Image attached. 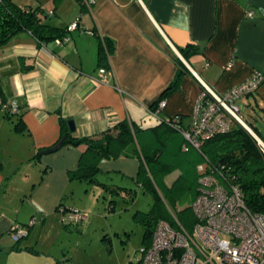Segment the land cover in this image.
Returning <instances> with one entry per match:
<instances>
[{
    "label": "crops",
    "instance_id": "1",
    "mask_svg": "<svg viewBox=\"0 0 264 264\" xmlns=\"http://www.w3.org/2000/svg\"><path fill=\"white\" fill-rule=\"evenodd\" d=\"M12 1L53 13L52 26L78 24L62 45L39 44L21 32L0 49L2 101L17 105L12 118L0 111V264H60L33 261L31 254L39 253L29 239L31 219L40 217L45 226V216L62 203L71 186L68 173L83 151L69 145L41 154L60 139V119L74 123V137H98L122 120L148 128L178 115L188 127L202 88L222 95L264 71V0H92L89 6L83 0ZM100 38L112 43L103 67ZM188 44L200 53L185 60L179 49ZM174 58L188 74L160 100L166 105L154 117V103L176 75ZM250 96L264 100V84ZM19 119L22 133L14 130ZM147 119L156 123L145 125ZM138 167L135 158L102 161L98 175L135 182ZM13 226L27 231L16 246Z\"/></svg>",
    "mask_w": 264,
    "mask_h": 264
},
{
    "label": "trees",
    "instance_id": "2",
    "mask_svg": "<svg viewBox=\"0 0 264 264\" xmlns=\"http://www.w3.org/2000/svg\"><path fill=\"white\" fill-rule=\"evenodd\" d=\"M51 16L49 13H45L40 5L35 8H21L16 6L12 0H0V49L5 47L13 36L21 32L31 34L39 44L53 41H60L61 45L66 43L69 40V27L61 29L52 26L49 23ZM76 29H78V24ZM111 49V41L108 38H100L98 66L107 65ZM179 53L187 60L189 56L197 55L200 51L197 46L188 44L185 48L179 49ZM174 62L177 67L174 80L156 100L155 106L164 96L178 90L182 77L188 74L187 69L178 58H174ZM263 84L264 80L250 95H254ZM203 91L204 88L200 95ZM16 114L17 111L15 114L5 113V116L12 118ZM175 117L179 119L176 121ZM180 119L179 115L159 119L158 124L148 128H139L131 121L122 120L98 137H74L69 131L68 121L62 119L59 121L61 136L55 145L62 141L61 146H83L77 168L68 173L70 182L99 185L111 194L124 191L126 196L132 199L134 191L118 187L111 189L110 186L98 182L99 164L102 161H114L119 158H135L139 162L135 183L141 189H147L153 196V205L149 212H136L133 217L144 227L143 247L150 245L156 224L160 220H164L172 226H175V221H177L186 231H189L195 224L191 205L177 212L181 217L180 220L179 216L169 214L157 193L163 191L165 197H169L175 204V201L186 189L185 183L188 184L185 174L189 166L194 170L198 166H204L206 169L211 168V170L222 168V172L230 176L240 189L246 207L253 213L264 214V149L248 130L233 121L229 131L216 134L199 148H194L183 137V133L188 130L191 122L188 127H185L181 124ZM246 126L264 145V137L259 135L257 129L248 124ZM14 130L17 133L24 132V124L20 119L16 122ZM37 158L38 155L34 156L33 161L36 162ZM202 160H204V164H202ZM42 172L44 173V170ZM175 172L177 173L176 177L171 180L170 184L166 183V179ZM198 178L199 173L196 182L194 181L192 185L196 183L198 187ZM61 207L62 204L58 205L55 211H61L63 215L75 211L67 207H62L63 209L60 210ZM67 223L77 227L80 222ZM9 232L14 233L11 229ZM24 236L13 241L14 246ZM106 240L103 238V241ZM15 248L17 249V247Z\"/></svg>",
    "mask_w": 264,
    "mask_h": 264
},
{
    "label": "built area",
    "instance_id": "3",
    "mask_svg": "<svg viewBox=\"0 0 264 264\" xmlns=\"http://www.w3.org/2000/svg\"><path fill=\"white\" fill-rule=\"evenodd\" d=\"M92 0H83L89 6ZM51 16L52 13L50 12ZM253 14L249 13L248 18ZM76 23L68 30H75ZM64 41H67L64 39ZM61 45L60 41H56ZM264 80V71H256L243 83L223 95L204 88L199 96L191 124L183 133L194 148L216 134L229 131L233 121L239 123L264 149L262 142L245 125L239 115L237 102L252 94ZM166 102L160 101L151 115L157 117ZM0 111L15 114L16 104L4 103L0 93ZM176 121L178 117L174 118ZM198 194L191 204L195 224L186 231L177 221L175 226L157 222L151 243L142 247L136 264H264V214L251 212L245 205L240 189L222 168H197ZM66 221L78 223L83 217L72 211L65 214ZM12 238L24 236L17 226Z\"/></svg>",
    "mask_w": 264,
    "mask_h": 264
},
{
    "label": "rangeland",
    "instance_id": "4",
    "mask_svg": "<svg viewBox=\"0 0 264 264\" xmlns=\"http://www.w3.org/2000/svg\"><path fill=\"white\" fill-rule=\"evenodd\" d=\"M237 105L243 121L256 128L259 135L264 137V100L261 96H256L255 99L252 96L241 98ZM189 121L191 119L188 123ZM155 123L156 121L147 119L145 125ZM38 169L33 168L34 176H38ZM176 175V172L170 175L166 183L170 184ZM197 176V169L194 170L189 166L185 174L188 184L185 183L186 189L175 204L169 197H165L163 191L157 192L170 215L175 214L181 220L177 212L190 206L192 199L197 196L198 187L196 183L192 185ZM97 180L110 186L111 189L118 187L132 190L133 198L127 197L124 191L111 194L99 185L71 181V186L62 198L61 204L62 207L70 206L69 208L78 212L83 220L77 227L71 226L61 211L54 210L52 215L45 216L47 220L44 226L43 219L36 217L34 212L36 218L29 222V239L34 250L39 254H31L33 261H59L60 264L136 263L144 246V227L133 217L136 212H149L153 205V196L147 189H141L132 179L115 175L106 178L98 175ZM62 207L60 210L63 209ZM24 233L27 234L26 229ZM103 238L108 242L103 241Z\"/></svg>",
    "mask_w": 264,
    "mask_h": 264
},
{
    "label": "water",
    "instance_id": "5",
    "mask_svg": "<svg viewBox=\"0 0 264 264\" xmlns=\"http://www.w3.org/2000/svg\"><path fill=\"white\" fill-rule=\"evenodd\" d=\"M260 13H261V15L264 17V11H263V10H260ZM67 125H68V128H69V131H70L71 133L74 132V123H73L72 121H68V122H67ZM61 144H62V141L59 142L57 145H54L53 147L48 148V149L45 150V151H42L41 154L46 155V154H50V153L56 152L57 150L60 149Z\"/></svg>",
    "mask_w": 264,
    "mask_h": 264
}]
</instances>
